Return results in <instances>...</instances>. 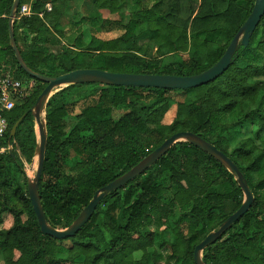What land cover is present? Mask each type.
<instances>
[{"label":"trees","instance_id":"1","mask_svg":"<svg viewBox=\"0 0 264 264\" xmlns=\"http://www.w3.org/2000/svg\"><path fill=\"white\" fill-rule=\"evenodd\" d=\"M71 0H20L13 30L21 55L33 71L56 77L79 69L148 75H198L214 66L248 19L255 0H91L94 10L76 26H63ZM14 0H0V64L15 69L37 90L10 115L15 123L35 104L47 84L28 75L10 45ZM52 10H47V5ZM33 14L20 17L23 6ZM92 6V7H93ZM123 9L129 21L122 19ZM108 10L119 19L105 18ZM42 15V16H41ZM122 31L110 40L98 35ZM147 34L158 58L142 54L137 37ZM193 53L164 65L174 52ZM56 48H60V51ZM90 56V62L85 58ZM181 98V100H178ZM175 108L173 120L167 114ZM116 116H119L116 118ZM48 134L40 197L48 223L69 227L96 192L132 169L166 139L189 131L213 143L241 169L255 197L250 211L203 253L206 264H264V17L247 49L217 80L189 90L72 85L57 92L46 109ZM247 138L230 150L238 134ZM13 153L0 154V257L5 264H150L148 249L160 240L171 261L154 253L151 264H195V247L236 212L244 200L234 176L215 158L177 143L145 174L105 196L75 237L44 235L25 187L8 176V165L24 175L39 143L28 114L17 130ZM6 215V218L4 217ZM158 229L151 231L152 225ZM142 252L141 260L134 254Z\"/></svg>","mask_w":264,"mask_h":264},{"label":"water","instance_id":"2","mask_svg":"<svg viewBox=\"0 0 264 264\" xmlns=\"http://www.w3.org/2000/svg\"><path fill=\"white\" fill-rule=\"evenodd\" d=\"M19 5L20 0H14L9 19L10 45L15 52V57L21 68L28 75L47 84V86L42 91L33 107L15 123L11 130V138L16 137L18 127L23 122L25 117L29 113L32 114L35 119V125L38 127L37 136L39 143L36 149L38 169L35 179L33 181H28V194L42 233L55 239L75 237L77 233H79L90 221L105 196L124 188L131 181H134L139 176L145 174L146 171L154 166L162 157H164L174 145L185 142L201 149L219 161L234 176L244 195L241 207L236 212L231 214L225 221H223L217 230L209 233L206 238L195 247V264H206L203 261L204 251L219 241L235 223L240 221V219L250 211L255 200V197L246 181L245 176L241 172V169L229 156L219 150L213 143L195 133L189 131L176 133L166 139L158 148L151 152L132 169L110 182L102 189L98 190L88 206L83 209V211L69 227L65 229H57L48 223L40 197L39 185L44 170L48 139L46 129V109L49 100L57 92L72 85L103 84L116 87L155 88L173 91L194 89L214 82L237 60L239 57L240 45H242L245 49L248 48L251 37L264 17V0H255L253 9L248 19L239 29L221 59L210 69L193 76L113 73L99 69H79L56 77H48L37 73L29 68L24 61L15 39L13 24ZM11 153L13 152L11 151Z\"/></svg>","mask_w":264,"mask_h":264},{"label":"rangeland","instance_id":"3","mask_svg":"<svg viewBox=\"0 0 264 264\" xmlns=\"http://www.w3.org/2000/svg\"><path fill=\"white\" fill-rule=\"evenodd\" d=\"M36 1V0H32ZM91 2V0H71L70 2V8H68V15L62 20L63 26L67 30H69V33L72 32L74 33V37L77 39V44L79 48H86L87 45L89 44L91 40V34H90V28L86 25H80L76 26L75 22L79 19L80 15L84 14L87 15L89 12L94 10V6ZM50 7L52 8V5L50 4ZM47 8V7H46ZM132 11V9H123L122 12V19L123 22L126 24L129 21V15L128 12ZM103 16L105 18H111V19H119L117 15H112L108 10H101ZM122 34V31H116V32H111V33H103L98 35V37L102 40H110L113 38H117ZM137 42L138 46L141 48L140 51L142 54H146L148 51L151 53L152 51V56L155 58H158V54L156 49L152 50V46H154L153 41L151 40L150 36L147 34H141L137 37ZM57 50L60 51V48H56ZM147 52V55H149ZM193 53V49L190 47L188 52H174V53H169L166 56L163 57V62L164 65L169 64V63H175V62H182L186 58L189 57V55ZM90 56H87L85 60L87 62H90ZM178 100H181L179 98ZM176 107H173L171 111L167 114L165 118V123L169 124L173 120V115ZM119 116H116L118 118ZM35 130L38 135V127L35 125ZM248 132H243L242 134H238L234 140L230 142V150H232L233 147H235L240 141L243 139H246ZM24 164V175H20L15 167L11 164L8 165V176L10 179H14L16 182L20 183L23 187H25V180L33 181L36 177L37 169H38V159L37 157L34 159V161L29 164L26 162V160H22ZM6 218V215L4 216ZM151 231H155L158 229V225H152L150 227ZM160 240H158V243H155V246L153 248L148 249V254H149V263H152L153 255L154 253H158L160 255L161 261L166 262V261H171L172 259L170 258L171 256V249L169 246H166L165 248L160 247ZM143 257L142 252H138L134 254L135 260H141ZM0 264H5L4 259L0 257Z\"/></svg>","mask_w":264,"mask_h":264},{"label":"built area","instance_id":"4","mask_svg":"<svg viewBox=\"0 0 264 264\" xmlns=\"http://www.w3.org/2000/svg\"><path fill=\"white\" fill-rule=\"evenodd\" d=\"M47 10L51 11L50 5ZM33 14L29 5L22 7L20 17ZM42 16V15H41ZM37 82L35 80L22 81L16 77L15 69L6 63L0 64V154L13 151L15 141L8 140L10 115L18 107L25 105L35 94ZM22 160H24L22 158Z\"/></svg>","mask_w":264,"mask_h":264}]
</instances>
